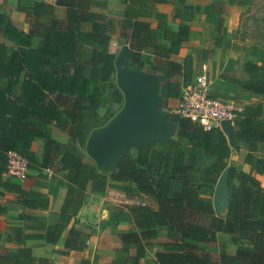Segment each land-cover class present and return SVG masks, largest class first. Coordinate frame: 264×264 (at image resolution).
Here are the masks:
<instances>
[{
  "label": "trees",
  "instance_id": "obj_1",
  "mask_svg": "<svg viewBox=\"0 0 264 264\" xmlns=\"http://www.w3.org/2000/svg\"><path fill=\"white\" fill-rule=\"evenodd\" d=\"M138 2L129 0L130 7L127 5L119 24V42L127 45L126 57L132 68L143 69V53L153 56L151 69L161 75L159 95L165 106L168 98L179 97L182 88L194 82L191 56L182 62L170 58L188 40L189 26L180 23L173 28L164 14H158L157 26L152 27L134 13L132 6ZM95 4L92 0H56L55 5L65 8L63 20L54 16V6L49 3L34 1L31 6L19 7L27 19L31 15L47 17L42 30L36 29V24L29 32L17 29L7 14L0 12V33L12 43L0 42V175L6 169L7 154L13 151L25 157L29 167L37 164V168L52 170V180L64 187L58 223L38 234L33 226L36 218L22 213L23 226L11 230L16 253L0 251V264H50L46 258L33 256L26 241L56 242L82 206L87 186L102 192L109 180L133 183L117 188L154 203L127 207L134 230L119 234L118 239L123 246H135L136 254L126 255L124 264H139L145 248L154 245L160 248L156 264H264V187L255 176L264 171V159L254 167V152L264 141L260 119L264 102L244 104L241 117L233 124L237 142L245 147L243 162L248 169L230 163L231 148L220 128L204 130L176 113L168 115L175 133L166 143L135 149L134 155L122 158L116 171L101 172L94 163L85 162L80 148L89 132L105 124L119 109L113 105L123 102L115 83V54L108 51V22L92 10ZM85 24L90 25L89 30L83 29ZM38 33L39 41L34 45ZM245 71L263 75L264 67L247 60ZM238 83L244 90L264 96V81ZM52 126L65 131L74 145L59 143L52 135ZM37 137L43 139L39 160L30 150ZM200 153L203 162L198 168L196 157ZM225 169L227 186L233 187V192L226 214L220 216L213 199ZM64 171L63 179L54 175ZM0 186L15 191L12 201L23 208H47L45 195L10 181L2 180ZM158 227L166 231L170 241L154 242ZM218 232L231 235L234 254H215L202 245L215 241ZM87 238V234L69 229L64 247H83Z\"/></svg>",
  "mask_w": 264,
  "mask_h": 264
},
{
  "label": "crops",
  "instance_id": "obj_2",
  "mask_svg": "<svg viewBox=\"0 0 264 264\" xmlns=\"http://www.w3.org/2000/svg\"><path fill=\"white\" fill-rule=\"evenodd\" d=\"M0 0V12L7 14L13 25L22 31L29 32L40 28L47 22L46 16L36 17L34 15L26 18L19 7L31 6L32 2L40 1L54 6V16L63 20L65 8L55 5L56 0ZM96 4L92 10L103 14L108 22L110 39L119 42L120 22L124 17L125 9L129 0H92ZM132 8L138 18L147 21L152 27L157 26V15L164 14L166 22L176 28L180 23L189 26L188 40L182 45L178 53L172 54L171 59L182 62L183 58L191 56L193 61V78L196 80L199 73H204L209 83V92L212 96L235 98L245 105H254L264 102V96L259 93L244 90L238 83L242 80L264 81L263 75H251L245 71V62L250 60L264 67V46L256 43H245L240 40L238 34L239 19L243 6L251 0H167V2L155 3L151 0H139ZM84 30H89L90 25L85 24ZM158 36L160 31H158ZM39 33L33 38L34 45L39 41ZM0 42L12 45L4 39L0 33ZM122 45V44H121ZM126 45V44H125ZM258 45V46H257ZM256 46V48H253ZM144 63L142 70L155 72L151 69L153 56L149 53L141 55ZM205 66V70H202ZM160 75V74H159ZM161 76V75H160ZM175 79L181 80V76ZM194 83V82H193ZM18 93L19 90L17 89ZM123 103V102H122ZM178 103L177 98H168L165 107L174 108ZM115 105V104H114ZM114 109L120 107L114 106ZM164 107V106H163ZM167 111V108H166ZM264 124V113L260 117ZM43 131V127L41 128ZM53 137L61 144L68 147L73 146L67 133L52 126ZM230 162L243 169L249 166L244 164L246 153L244 145L237 142L236 148L230 147ZM33 155L39 160L43 151V139L34 138L30 145ZM255 166L259 159H264V141L260 142L254 152ZM85 162L93 164L89 157ZM95 164V163H94ZM96 166V165H95ZM37 164L28 165L26 176L23 179L9 177L2 172L0 181L19 183L32 193L45 195L48 198L47 208H23L12 199L16 192L0 186V251L14 255L17 244L14 241L11 230L23 226L22 213L36 218V232L43 234L50 225L58 223L59 207L64 193V187L52 180L53 172L50 169L37 168ZM99 170V168H97ZM100 171V170H99ZM106 173V172H105ZM66 172L55 173L58 179H63ZM256 178L264 187V171L255 174ZM109 185L102 192H95L88 185L85 190V198L77 214L71 219L56 242L49 243L41 239L26 241L31 253L35 257H43L50 260V264H124L126 255L133 257L136 254L135 246H123L118 235L134 230L126 207H118L107 199V193L120 185L133 186L131 182L108 181ZM237 182L234 181V186ZM228 199L220 201L219 209L214 210L217 215L224 216L227 210ZM146 203L154 205L153 201L146 198ZM143 204L145 202L143 201ZM28 224L30 221L27 222ZM74 229L88 235L85 246L64 247V240L68 230ZM169 237L165 230L158 227V235L154 242H168ZM201 244V243H200ZM209 251L217 254L224 251L234 254L236 245L232 243L231 235L223 232L216 233L213 242L202 243ZM160 248L156 245L145 248L144 256L139 264H156L155 254ZM123 250L120 253L116 251ZM118 258V261L113 259ZM128 262V261H127ZM130 262V261H129Z\"/></svg>",
  "mask_w": 264,
  "mask_h": 264
},
{
  "label": "water",
  "instance_id": "obj_3",
  "mask_svg": "<svg viewBox=\"0 0 264 264\" xmlns=\"http://www.w3.org/2000/svg\"><path fill=\"white\" fill-rule=\"evenodd\" d=\"M127 45L122 44L114 58L115 83L122 94L123 103L103 125L93 128L85 141L84 149L101 172H114L124 156L141 146L166 143L175 133V126L161 109L159 85L161 76L154 72L129 66ZM221 130L230 147L236 148L237 140L233 124L223 120ZM203 153L196 157L201 167ZM228 170L218 179L214 193V207L231 197L233 189L227 186ZM228 204V201H227Z\"/></svg>",
  "mask_w": 264,
  "mask_h": 264
},
{
  "label": "built area",
  "instance_id": "obj_4",
  "mask_svg": "<svg viewBox=\"0 0 264 264\" xmlns=\"http://www.w3.org/2000/svg\"><path fill=\"white\" fill-rule=\"evenodd\" d=\"M121 44L109 40L108 51L117 54ZM205 70V66H202ZM244 105L236 99L212 96L205 74L199 73L194 83L182 88L174 112L181 117L198 123L204 130L214 127L221 129L220 123L228 120L234 124L235 119L241 117ZM28 170V161L16 152L7 154L5 174L16 179H23ZM107 199L118 207H129L143 203L141 198L132 196L120 189H111Z\"/></svg>",
  "mask_w": 264,
  "mask_h": 264
},
{
  "label": "rangeland",
  "instance_id": "obj_5",
  "mask_svg": "<svg viewBox=\"0 0 264 264\" xmlns=\"http://www.w3.org/2000/svg\"><path fill=\"white\" fill-rule=\"evenodd\" d=\"M5 3H7L6 0ZM238 26H239L238 34L240 40L244 41L245 43H256L263 46L264 45V0H251L249 3L243 6V10L240 15ZM114 106L119 107L120 105L115 104ZM161 109L164 111V113L167 116L169 114L171 115L175 114L174 108L172 109L165 106L163 107L162 98H161ZM80 151L84 152L85 157H88L84 147L80 148ZM134 154H135V150L132 151V155ZM142 201L146 203V199H142ZM203 219L204 218H200V221L205 222Z\"/></svg>",
  "mask_w": 264,
  "mask_h": 264
}]
</instances>
